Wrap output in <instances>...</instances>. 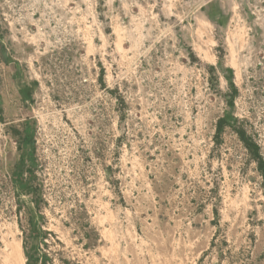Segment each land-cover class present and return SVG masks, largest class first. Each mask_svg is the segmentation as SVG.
I'll return each instance as SVG.
<instances>
[{"label":"rangeland","instance_id":"1","mask_svg":"<svg viewBox=\"0 0 264 264\" xmlns=\"http://www.w3.org/2000/svg\"><path fill=\"white\" fill-rule=\"evenodd\" d=\"M260 160L264 0H0V264H264Z\"/></svg>","mask_w":264,"mask_h":264},{"label":"trees","instance_id":"2","mask_svg":"<svg viewBox=\"0 0 264 264\" xmlns=\"http://www.w3.org/2000/svg\"><path fill=\"white\" fill-rule=\"evenodd\" d=\"M241 136L247 147L250 149V151L253 152V155L257 158H260L258 145L249 141V139L245 135H243V133H241ZM258 168L264 178V161L260 160Z\"/></svg>","mask_w":264,"mask_h":264}]
</instances>
